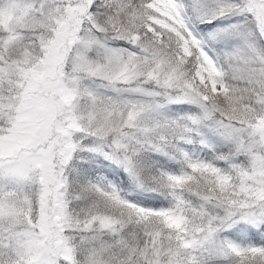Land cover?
I'll use <instances>...</instances> for the list:
<instances>
[{
    "label": "snow or ice",
    "instance_id": "snow-or-ice-1",
    "mask_svg": "<svg viewBox=\"0 0 264 264\" xmlns=\"http://www.w3.org/2000/svg\"><path fill=\"white\" fill-rule=\"evenodd\" d=\"M0 264H264V0H0Z\"/></svg>",
    "mask_w": 264,
    "mask_h": 264
}]
</instances>
